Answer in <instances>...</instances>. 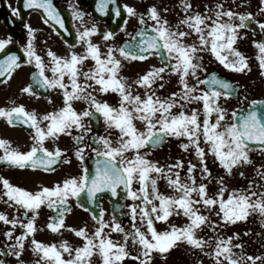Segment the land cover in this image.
<instances>
[{
    "label": "flooded vegetation",
    "instance_id": "1",
    "mask_svg": "<svg viewBox=\"0 0 264 264\" xmlns=\"http://www.w3.org/2000/svg\"><path fill=\"white\" fill-rule=\"evenodd\" d=\"M252 1L0 0V264H264V173L217 156L227 132L264 151L235 124L264 102V75H249L251 51L264 60ZM222 19L231 33L217 55ZM135 128L166 132L145 150L170 154L163 178L133 171ZM106 154L128 172L127 195L116 174L100 177ZM161 180L179 186L180 215L156 235L149 191Z\"/></svg>",
    "mask_w": 264,
    "mask_h": 264
},
{
    "label": "rangeland",
    "instance_id": "2",
    "mask_svg": "<svg viewBox=\"0 0 264 264\" xmlns=\"http://www.w3.org/2000/svg\"><path fill=\"white\" fill-rule=\"evenodd\" d=\"M211 2L216 6L217 9H224L225 8V0H211ZM251 7H254L253 9H257L259 6V8H264V0H253L252 1ZM254 11V10H253ZM219 24H220V28L218 29L219 32H221L218 36L220 37V39H218V41H216V43L213 44L214 46V51L217 53H219V49L220 47H222L223 49V45H226L228 43L227 38L221 37L222 35H226V36H230V27L228 25V22L225 19L222 20H218ZM229 38V37H228ZM217 55H221L218 54ZM250 63L253 61L254 63L251 65L250 68V72L249 75L251 76V80L255 77H259L261 75H264V60L262 58V55L258 52V50L254 49L251 51L250 53ZM208 70V67H207ZM194 90L197 92H200V89L197 85H194ZM201 101H202V105H204V98L201 99L199 101V104L197 106V116L198 118H200L201 115V109H200V105H201ZM138 119V124L140 125H144L145 124V116L144 115H138V117H136ZM172 118V116H171ZM226 119V118H225ZM223 120L222 117H218V125H228V120ZM134 120V119H133ZM135 123V120H134ZM225 131H227L225 129ZM199 133H201V129L199 128ZM134 136L137 139V148L133 149V151L135 152V157H133V161H131V166L133 171L139 176L142 174H146V177L148 178V176L150 175V173L154 172L151 168L152 166L155 168V171L160 175L161 178H163V175L165 173V165L167 163V159L170 158V154L166 152V150L160 151L156 154H154L155 158L154 160H152L151 155L143 150L141 148V142L142 140L149 134L148 132V128H135L134 130ZM224 142H227L228 144H224ZM228 146V147H227ZM219 149L217 150V156L219 159H225V164L224 166H228L231 167L233 172L236 173V167L235 165L239 164L241 162L240 158L245 156V158L248 160H244V167L243 169L245 170V168L249 169L250 172H252L254 169H256V173H264V151H255V150H245L243 149V147H241L238 143L236 142H232V140H230L229 136H228V132H227V136L224 137L223 140H219V144H218ZM221 147V149H220ZM222 147H226L225 149L222 150ZM124 151H127L128 153H124ZM129 149H123L120 152L124 153L125 155L128 156ZM228 153H230L228 155ZM229 156V160L227 159V157ZM234 160L235 163H234ZM238 168V167H237ZM230 172V170H229ZM228 172V173H229ZM151 176V175H150ZM177 183V181L175 182ZM150 187L153 188V190H150L149 193L151 195L150 198V204L153 205V211H152V221L154 222V229L151 230V232L155 233L157 235V229L159 228H163V227H167L168 223H165L166 220L167 221H175L174 224H176L178 222V217L180 215L179 213V208H178V197H179V186L177 184L173 185V186H169L167 185V183L164 180L161 181H156L155 183L151 182L150 183ZM150 188V189H151ZM161 189L162 191L159 190V192L157 191L155 194H153V192H155L157 189ZM228 188L226 187H218L217 191L219 192H226ZM233 193L235 194H240V192L236 189L233 188ZM165 193H169V196L165 197ZM172 193V195H170ZM253 193L249 192V194H247V196H251ZM220 199H218L217 204L218 205H222L221 204V200H222V196H219ZM240 196H237L236 200L239 201L240 200ZM258 199H260L261 201L257 202L256 204L258 206H262L264 208V197H258ZM168 200L170 201V203L168 202ZM249 204V206H251L253 203H250L249 200L246 202ZM170 204L171 205V210L166 208V205ZM144 217V220L147 219L148 217V212H146V214L143 212L142 214ZM222 215H223V209H222ZM174 228V226H171ZM235 230L234 234H233V238L236 240L237 237H241L243 238V234L242 232L238 235L237 233L240 232V230L238 229H233V231ZM237 232V233H236ZM262 237H264V231L261 234ZM239 242V241H238ZM240 257L239 255H234V263H237V258ZM252 260L249 261V264H252Z\"/></svg>",
    "mask_w": 264,
    "mask_h": 264
},
{
    "label": "water",
    "instance_id": "3",
    "mask_svg": "<svg viewBox=\"0 0 264 264\" xmlns=\"http://www.w3.org/2000/svg\"><path fill=\"white\" fill-rule=\"evenodd\" d=\"M250 17L246 16L244 18V21H248ZM140 55H147L148 52H136ZM150 53V52H149ZM207 86L210 87V78L206 81ZM263 109V108H262ZM261 108L259 107V104H256L252 106L249 110H240L236 117V124L240 132H242V128H249V131L246 132H258L263 131L262 128H264V114L260 113ZM252 134V133H251ZM164 133L163 132H157L151 136H149L144 142L143 147L145 149H156L162 145V143L165 141L164 139ZM250 147H264V142L260 139H254L253 142H251ZM121 172L125 174L124 169L121 166Z\"/></svg>",
    "mask_w": 264,
    "mask_h": 264
}]
</instances>
